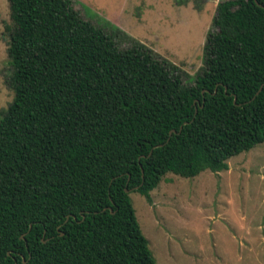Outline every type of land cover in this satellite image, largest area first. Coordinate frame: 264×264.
<instances>
[{
  "label": "trees",
  "instance_id": "obj_1",
  "mask_svg": "<svg viewBox=\"0 0 264 264\" xmlns=\"http://www.w3.org/2000/svg\"><path fill=\"white\" fill-rule=\"evenodd\" d=\"M9 4L0 264H157L125 188L149 201L167 172L226 170L264 142V7L219 1L187 84L177 64L134 38L120 48L122 30L71 0Z\"/></svg>",
  "mask_w": 264,
  "mask_h": 264
},
{
  "label": "rangeland",
  "instance_id": "obj_2",
  "mask_svg": "<svg viewBox=\"0 0 264 264\" xmlns=\"http://www.w3.org/2000/svg\"><path fill=\"white\" fill-rule=\"evenodd\" d=\"M106 32L122 30L120 48L137 39L177 64L193 83L203 45L222 0H71ZM14 28L9 0H0V120L14 99L8 52ZM228 168L193 177L164 174L150 200L129 198L157 264H264V142L227 160ZM221 255V256H220Z\"/></svg>",
  "mask_w": 264,
  "mask_h": 264
},
{
  "label": "water",
  "instance_id": "obj_3",
  "mask_svg": "<svg viewBox=\"0 0 264 264\" xmlns=\"http://www.w3.org/2000/svg\"><path fill=\"white\" fill-rule=\"evenodd\" d=\"M254 1H255L258 5L264 7V4L259 3L258 0H254ZM262 85H263V83L260 85L259 89L256 91V94L261 90ZM216 90H217V85L215 86V88H214V90H213V93L216 92ZM225 90H226V87H225ZM202 92H204V91H202ZM235 100H236V97L234 96L233 101L235 102ZM196 109H197V108H195V110H196ZM180 130H181V126L179 127V130L171 129V130L169 131L168 134H169V136H170L171 134L179 133ZM167 140H168V139H167ZM160 145H163V143H160V144L154 145V147H156V146H160ZM151 151H152V149L149 151L148 155L151 154ZM132 189H135V190L138 189V185L132 187L131 189L125 188V191L128 192L129 190H132ZM68 217H69V216L66 217V220L68 219ZM61 234H63V232H61ZM22 237H23V236H22ZM15 264H16V262H15Z\"/></svg>",
  "mask_w": 264,
  "mask_h": 264
},
{
  "label": "crops",
  "instance_id": "obj_4",
  "mask_svg": "<svg viewBox=\"0 0 264 264\" xmlns=\"http://www.w3.org/2000/svg\"><path fill=\"white\" fill-rule=\"evenodd\" d=\"M221 256V255H220Z\"/></svg>",
  "mask_w": 264,
  "mask_h": 264
}]
</instances>
